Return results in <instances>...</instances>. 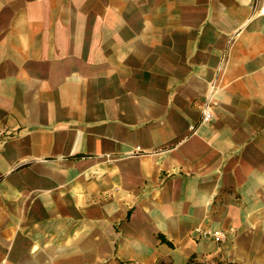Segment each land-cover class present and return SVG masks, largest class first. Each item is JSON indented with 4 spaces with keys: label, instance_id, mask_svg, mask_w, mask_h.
Instances as JSON below:
<instances>
[{
    "label": "crops",
    "instance_id": "1",
    "mask_svg": "<svg viewBox=\"0 0 264 264\" xmlns=\"http://www.w3.org/2000/svg\"><path fill=\"white\" fill-rule=\"evenodd\" d=\"M188 261L264 264V0H0V264Z\"/></svg>",
    "mask_w": 264,
    "mask_h": 264
},
{
    "label": "built area",
    "instance_id": "2",
    "mask_svg": "<svg viewBox=\"0 0 264 264\" xmlns=\"http://www.w3.org/2000/svg\"><path fill=\"white\" fill-rule=\"evenodd\" d=\"M218 86L211 82L208 86L207 93L202 97L201 101L198 104L199 109V118L198 121L194 124H189L188 129L190 132L196 130V127L199 124L208 122L213 113V109L216 105V101L214 99V94L217 91ZM194 231L201 237L210 238L214 242H220L224 239L225 233L221 230H210V229H202L200 227L194 228ZM122 264H135L134 262H126Z\"/></svg>",
    "mask_w": 264,
    "mask_h": 264
},
{
    "label": "trees",
    "instance_id": "3",
    "mask_svg": "<svg viewBox=\"0 0 264 264\" xmlns=\"http://www.w3.org/2000/svg\"><path fill=\"white\" fill-rule=\"evenodd\" d=\"M187 264H202V263L194 262V261H188Z\"/></svg>",
    "mask_w": 264,
    "mask_h": 264
}]
</instances>
